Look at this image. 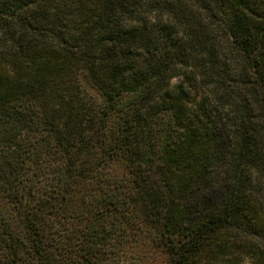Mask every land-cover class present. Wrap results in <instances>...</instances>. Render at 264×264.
<instances>
[{"label": "trees", "instance_id": "obj_1", "mask_svg": "<svg viewBox=\"0 0 264 264\" xmlns=\"http://www.w3.org/2000/svg\"><path fill=\"white\" fill-rule=\"evenodd\" d=\"M155 248L264 264V0H0V264Z\"/></svg>", "mask_w": 264, "mask_h": 264}, {"label": "rangeland", "instance_id": "obj_2", "mask_svg": "<svg viewBox=\"0 0 264 264\" xmlns=\"http://www.w3.org/2000/svg\"><path fill=\"white\" fill-rule=\"evenodd\" d=\"M112 170L119 172L120 167L113 165ZM141 264H165V255L159 248L152 249L151 252L146 254Z\"/></svg>", "mask_w": 264, "mask_h": 264}]
</instances>
